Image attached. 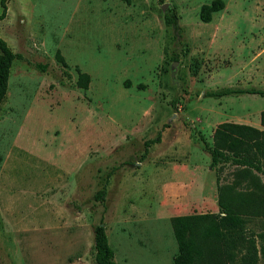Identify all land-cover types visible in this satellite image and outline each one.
<instances>
[{"label": "rangeland", "instance_id": "1", "mask_svg": "<svg viewBox=\"0 0 264 264\" xmlns=\"http://www.w3.org/2000/svg\"><path fill=\"white\" fill-rule=\"evenodd\" d=\"M212 1H7L0 36L23 58L0 106V264H97L101 222L118 264H175L173 217L220 214L221 185L264 200V172L206 147L222 122L264 130V96L214 95L264 89V0L205 22ZM240 213L264 264V201Z\"/></svg>", "mask_w": 264, "mask_h": 264}, {"label": "trees", "instance_id": "2", "mask_svg": "<svg viewBox=\"0 0 264 264\" xmlns=\"http://www.w3.org/2000/svg\"><path fill=\"white\" fill-rule=\"evenodd\" d=\"M8 0H0L2 12L0 20L7 16ZM225 6L224 0H213L201 7L200 17L205 22L212 20L213 14ZM167 24L173 23V18L166 16ZM59 59L66 64L60 55ZM23 58V54L15 52L5 39L0 36V106L5 100L9 78L15 60ZM37 67L44 68L40 64ZM90 76L79 73L78 83L88 87ZM259 94L264 96L263 88H225L214 95L229 94ZM261 124L264 125V110L261 113ZM161 140V133L145 142L143 158L149 152V147ZM214 144L206 147L212 156V166L221 160L232 161L245 167L264 172V167L258 154L264 148V130L255 126L238 123L222 122L214 130ZM226 186H219L220 214H188L172 218V228L178 251L174 256L175 264H257L258 254L255 240L246 235V218L240 213L242 207H260L264 200L258 201L252 195L229 196ZM106 186L97 194V199L103 200ZM95 261L97 264H118L115 251L110 244L108 233L103 223L95 228L94 235Z\"/></svg>", "mask_w": 264, "mask_h": 264}, {"label": "crops", "instance_id": "3", "mask_svg": "<svg viewBox=\"0 0 264 264\" xmlns=\"http://www.w3.org/2000/svg\"><path fill=\"white\" fill-rule=\"evenodd\" d=\"M244 124H247V123H244ZM248 125H252V124H248ZM252 126H254V125H252ZM255 127H257V128H258L259 126H257V125H256Z\"/></svg>", "mask_w": 264, "mask_h": 264}]
</instances>
